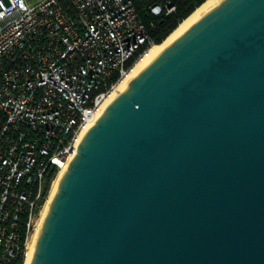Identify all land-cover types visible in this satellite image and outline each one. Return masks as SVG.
I'll list each match as a JSON object with an SVG mask.
<instances>
[{"label": "water", "instance_id": "95a60500", "mask_svg": "<svg viewBox=\"0 0 264 264\" xmlns=\"http://www.w3.org/2000/svg\"><path fill=\"white\" fill-rule=\"evenodd\" d=\"M30 264H264V0H222L107 105Z\"/></svg>", "mask_w": 264, "mask_h": 264}, {"label": "built area", "instance_id": "2783aa9c", "mask_svg": "<svg viewBox=\"0 0 264 264\" xmlns=\"http://www.w3.org/2000/svg\"><path fill=\"white\" fill-rule=\"evenodd\" d=\"M152 44L132 0H0V264H23L46 174L67 169L112 87Z\"/></svg>", "mask_w": 264, "mask_h": 264}, {"label": "bare ground", "instance_id": "6f19581e", "mask_svg": "<svg viewBox=\"0 0 264 264\" xmlns=\"http://www.w3.org/2000/svg\"><path fill=\"white\" fill-rule=\"evenodd\" d=\"M222 0H204L198 5L186 18H184L163 40L158 44H152L146 53L138 59L131 70L123 76L110 90L108 96L104 99L99 110L96 113V118L102 114L107 105L114 100L130 83V81L143 70L163 49L183 34L192 24L199 20L204 14L217 6ZM65 172V169L58 171L51 181L50 189L47 198L43 203L39 217L37 219L36 227L30 235L26 244V255L23 264H30L34 255L36 242L41 231L44 219L49 211L50 203L58 190L59 182Z\"/></svg>", "mask_w": 264, "mask_h": 264}, {"label": "trees", "instance_id": "16d2710c", "mask_svg": "<svg viewBox=\"0 0 264 264\" xmlns=\"http://www.w3.org/2000/svg\"><path fill=\"white\" fill-rule=\"evenodd\" d=\"M167 1L174 6L172 12L167 14L165 10H162L159 14H152L150 12L149 7L152 4L158 3L163 6ZM203 1L204 0H132V3L152 43L158 44ZM136 58L137 56L135 55L128 59L125 62V67L132 65ZM112 79L115 80L116 76H112ZM4 120V113L0 110V130ZM54 175V169H50L46 174L43 187L44 195L48 193V187ZM18 261L21 262V259H18ZM7 264H17V261L8 262Z\"/></svg>", "mask_w": 264, "mask_h": 264}, {"label": "rangeland", "instance_id": "374dc122", "mask_svg": "<svg viewBox=\"0 0 264 264\" xmlns=\"http://www.w3.org/2000/svg\"><path fill=\"white\" fill-rule=\"evenodd\" d=\"M55 176H56V175H54L52 179H54ZM51 181H52V180H51ZM50 185H51V182H50L49 187H48V192H49V189H50ZM47 194H48V193H47Z\"/></svg>", "mask_w": 264, "mask_h": 264}, {"label": "crops", "instance_id": "0c3cea01", "mask_svg": "<svg viewBox=\"0 0 264 264\" xmlns=\"http://www.w3.org/2000/svg\"><path fill=\"white\" fill-rule=\"evenodd\" d=\"M33 2L37 1V0H32Z\"/></svg>", "mask_w": 264, "mask_h": 264}]
</instances>
